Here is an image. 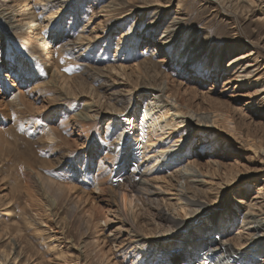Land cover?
Returning a JSON list of instances; mask_svg holds the SVG:
<instances>
[{"label":"rangeland","instance_id":"1","mask_svg":"<svg viewBox=\"0 0 264 264\" xmlns=\"http://www.w3.org/2000/svg\"><path fill=\"white\" fill-rule=\"evenodd\" d=\"M4 8L36 11L50 56L40 53L29 29L9 24ZM50 8L58 10L51 19ZM0 16V264L137 263L127 224L95 184H118L132 194L117 169L122 152L109 146L122 127L118 117L133 108L137 116L122 128L129 137L119 146L140 169L150 168L157 190L163 186L165 174L140 137V121L150 96L146 88L165 84L184 110L221 112L231 121L234 134L192 129L182 157L197 166L209 187L199 196L218 209L227 203L234 215L233 226L217 238L246 235L242 214L249 205L264 210V192L257 190L264 186V0H0ZM174 17L183 23L167 31ZM251 48L255 53L243 62L250 65L249 76L226 85L227 77L242 74L241 63L229 66L230 59ZM19 59L40 78L18 71ZM47 68L57 70V81ZM9 84L24 94L20 102L5 90ZM88 102L95 103L97 115L82 120L76 113ZM179 130L175 137L184 132ZM165 145L164 139L158 148ZM30 169L37 181L31 185ZM163 196L161 208L173 215L170 197ZM132 199L137 225L146 233L153 214Z\"/></svg>","mask_w":264,"mask_h":264},{"label":"bare ground","instance_id":"2","mask_svg":"<svg viewBox=\"0 0 264 264\" xmlns=\"http://www.w3.org/2000/svg\"><path fill=\"white\" fill-rule=\"evenodd\" d=\"M15 9L16 8H12V10H9L8 8H4L2 10V12H4V18L10 22V25L16 22L20 28L29 29L32 36H34L33 38L36 40L38 47H40V53L49 55L51 52V46L45 47V40L41 35L43 27H41L39 22L36 23L38 20L36 11L23 8V12L18 13ZM57 13L58 10L56 8H50L47 16L51 19L56 16ZM176 18L177 17H174L172 19L171 24L166 29L167 31L169 27L177 29L180 27V24L183 23L182 20H177ZM169 33H171V31ZM170 36L172 37V34H170ZM234 43L235 41L233 44ZM190 47H192V45ZM251 50L252 48L249 51L242 52L230 59L229 66L233 67L234 65H237V62L241 63L240 68H242V74L237 76L230 75L227 77L225 79L226 85L237 82L242 77L248 75L250 70H248L247 66L250 65L247 64V66H243V62L245 61V58H250V56L255 53ZM36 56L38 55L36 54ZM49 56L47 57L49 58ZM15 64L17 70L22 72L25 76H29L30 78L36 80L40 78V74L35 72L33 68L26 65V63L22 60L19 59L15 61ZM47 69L48 70L46 71L51 72V76L53 77L52 81H57V77L60 75L57 70L55 68ZM35 84L38 85L37 83ZM12 86L14 85L9 84L5 90L13 96L11 97L12 101L18 99L20 102L22 95L24 94L21 95V92ZM146 89H149L148 94L150 96L146 102L147 111L144 113L140 121V137L142 139L145 138L147 147L152 148L149 150H152V153H154L152 154L154 156L153 160L159 161L158 167L156 168L165 174V177L163 178V180H165L163 186L159 184L160 189L163 190L160 191L159 188V190H157L154 183H152V181L148 178L150 168L147 169V167H144L143 169H140L139 165L136 164L132 158L133 154H129L128 149L119 146L121 139L124 140L126 137H129V134L127 135L122 128L124 127L125 130H127L137 116L136 109L133 108L126 112L124 116L118 117V125L122 123V127L119 129L120 132L117 134L115 141H113L109 146L111 150L117 149L122 152V156L118 160L117 169L118 173H121L123 184L128 186L132 194L121 191L119 188L120 185L118 186V184L112 185L109 183L105 185L99 182L95 184V189L99 191H107L112 199L110 201V207L114 208L113 210L116 211L117 214L121 215L122 222L124 221L125 224H127L126 237L131 248L137 252L136 256L138 260L136 262L138 264H148L151 260H155V262H158L159 264H193L191 260H194L196 257L199 259L196 264H204L205 262L210 264H264L263 208H258L257 211L255 210V207L249 205L247 210L242 214V229L245 228L247 230L246 235L243 234V231H239L236 239L224 238L219 240L215 234L218 232H227V228H231L233 226L234 215L231 212V209L228 208L227 203H225L224 208L218 209L214 206V203L208 204L202 199L201 195L199 196V194H201V190L205 189L203 192H207V190H209L204 188V186L207 187V183L203 178H201L202 174L195 164L190 162L186 164L183 163L182 156L186 154L189 147V142L193 136L190 132L192 129L197 130L203 127H214L220 131L219 134H234V128L231 121L228 120L226 115L221 112L207 113L203 111V113H196L189 109L184 110L172 94L166 93V84L165 86L161 85L153 88L148 87ZM263 90L264 88L261 89V91ZM61 95L62 94L59 91L55 97L60 98ZM94 104L95 103L93 102H88L85 106V110L79 111L76 115L82 120L95 117L97 115V110L94 107ZM155 105L164 106L165 109L163 111H153V109L157 107ZM70 124L71 128L75 127L74 122H71ZM180 128H184V132L175 137V133L181 132V130H179ZM49 132L52 134L49 138L54 140L56 138L54 131L50 129ZM78 135L81 134L78 133ZM174 137L175 139L173 140L174 142H172L173 144L168 145ZM164 139L165 141L167 140V145H165V148H158V145ZM154 163L153 165H155ZM215 166H217V164H215ZM136 167L138 168L137 173L133 170ZM129 168L131 169L129 170ZM31 171L32 169H30L29 173H27L29 177L26 176L30 185L37 183V181L35 182L33 179L34 176ZM262 185H258L260 186L259 189H257L259 194L264 192V186ZM36 191L38 190L36 189ZM163 195H168L166 197H170L168 198V205L174 213L173 215H170L165 212L163 208H161V200L164 198ZM132 196L136 197L137 200L140 201L142 204L140 205L141 207L147 206L149 211L153 214V217L147 218L149 221L147 220L145 223L147 224V227L145 226L144 229L146 230V233H143L137 225L140 216L138 214L133 215ZM261 196H264V194H260L259 198H261ZM253 198L258 197L256 196ZM254 204L262 205V202H255ZM54 205L55 202L49 199V208L52 209ZM160 231L163 232L160 233ZM110 240L111 247L114 248L113 246L116 240L115 238H111ZM259 255H262L260 259ZM131 261L134 262V260Z\"/></svg>","mask_w":264,"mask_h":264}]
</instances>
